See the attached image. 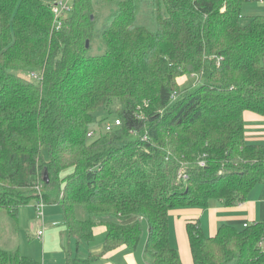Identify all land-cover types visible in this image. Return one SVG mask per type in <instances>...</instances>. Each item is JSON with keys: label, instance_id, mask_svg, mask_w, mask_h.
<instances>
[{"label": "trees", "instance_id": "trees-1", "mask_svg": "<svg viewBox=\"0 0 264 264\" xmlns=\"http://www.w3.org/2000/svg\"><path fill=\"white\" fill-rule=\"evenodd\" d=\"M56 1L0 0V210L17 223L41 186L75 253L98 226L101 255L135 252L144 221L146 261L182 264L172 213L232 207L264 183V144L243 119L264 117V15L241 24L253 0H69L56 20ZM107 107L112 128L96 136ZM185 232L192 264H264V222L206 236L192 219ZM0 264L38 263L0 248Z\"/></svg>", "mask_w": 264, "mask_h": 264}, {"label": "crops", "instance_id": "crops-1", "mask_svg": "<svg viewBox=\"0 0 264 264\" xmlns=\"http://www.w3.org/2000/svg\"><path fill=\"white\" fill-rule=\"evenodd\" d=\"M243 119L245 124V140L251 144H264V117L246 111L243 114ZM33 204L30 205L35 211ZM24 208L28 209L29 205ZM24 208L19 210L17 227L19 226L20 217L23 220L26 214V211L22 213ZM192 219L200 221L201 228L206 236L214 235L217 228L222 224L243 227L244 225L264 222V183L257 185L249 194L246 201L232 207L225 208L219 202L212 201L209 207L204 210L183 209L177 213H172L169 216L170 244L177 249L182 264H192L185 232V222ZM35 227L37 231H43V236L40 239L35 236L40 243L41 252L37 253L35 249L31 254L26 252L20 254L24 257L32 258L38 264H65L67 252L76 255L80 259H85L87 254L98 255L97 260L92 264H149L143 256L142 245L139 250L140 254L138 255L136 253L128 254L129 250L125 247L101 255L103 242L96 243L95 238L97 233H104L105 236V228L103 226L95 228L94 240L88 248L81 247L75 253V243L68 239V231L62 223L61 211L57 204H46L43 224L40 220L36 219ZM31 228L34 227L32 226ZM1 244L0 242V248ZM33 248L31 249L33 250ZM17 249L20 252L19 246ZM28 252H31V250Z\"/></svg>", "mask_w": 264, "mask_h": 264}, {"label": "rangeland", "instance_id": "rangeland-1", "mask_svg": "<svg viewBox=\"0 0 264 264\" xmlns=\"http://www.w3.org/2000/svg\"><path fill=\"white\" fill-rule=\"evenodd\" d=\"M70 6H71V2H69V7ZM147 11H148L147 3H144L136 19V22L138 24H141L145 21L146 19L145 13ZM241 13H242L241 24H246L249 18L254 16L264 15V3H259L256 1H248L247 3L243 4ZM101 50H102L101 47L100 48L94 47L91 50L90 54L91 55L99 54ZM185 84L188 86L193 85L194 87L196 85V78H191V79L189 78L188 80L185 81ZM93 118L94 121L93 124L91 125V128L96 133V136H98L99 132H102L104 130V126H105L104 123L107 120L113 119L110 116H108V107L104 110L100 109L96 111L93 114ZM25 211L26 214L24 215L23 220L20 217L19 226L17 227V223L14 220H12L4 210H0V242L2 243L1 248L7 251H15L19 246L20 253L26 252L31 254L35 251V249L37 253H40L41 252V247H39L40 243L35 238L37 232V228L35 227V222L37 219L35 215V211L31 207V205H29L28 209L24 208L22 213H24ZM172 218L174 219V217ZM142 225H143V234L140 241L141 244L139 243L137 250L135 252L126 251L128 254H134V253H136L137 255L140 254L139 250L141 248V245H142V251L144 249V245H145L144 240L145 238H147V225L144 221L142 222ZM32 226L34 228H31ZM95 240L96 243L98 242L102 243L104 240V233L101 234L97 233ZM32 247H34L33 250L31 249ZM29 250H31V252H28Z\"/></svg>", "mask_w": 264, "mask_h": 264}, {"label": "built area", "instance_id": "built-area-1", "mask_svg": "<svg viewBox=\"0 0 264 264\" xmlns=\"http://www.w3.org/2000/svg\"><path fill=\"white\" fill-rule=\"evenodd\" d=\"M253 1L264 3V0H253ZM68 11H69V0H58V1L55 2L54 6L52 7V13L54 14V17H55L56 20H59V18H61V16L64 13L68 12ZM115 124H118V121H115ZM111 128H112V125H110V124H106L105 125V130L106 131H110ZM88 136L91 137L92 136V132H90L88 134ZM36 190L39 193V197L34 202L33 206H34V209H35L36 218L39 219L42 222V224H43L44 208H45L46 204L44 203V201L42 200L41 195H40L42 187L41 186H37ZM54 225H56V224H54ZM244 226H246V225H244ZM42 236H43V231L42 230L37 231L36 237L38 239H40ZM259 247L264 249V232H263V236H262L261 242L259 243Z\"/></svg>", "mask_w": 264, "mask_h": 264}, {"label": "water", "instance_id": "water-1", "mask_svg": "<svg viewBox=\"0 0 264 264\" xmlns=\"http://www.w3.org/2000/svg\"><path fill=\"white\" fill-rule=\"evenodd\" d=\"M92 19V18H91ZM86 48L88 47V42H86ZM45 176H44V178H45V180H46V183L48 182V180H47V174H46V172H45V174H44Z\"/></svg>", "mask_w": 264, "mask_h": 264}]
</instances>
